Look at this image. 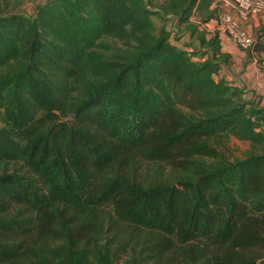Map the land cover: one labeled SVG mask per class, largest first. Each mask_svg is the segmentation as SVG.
Here are the masks:
<instances>
[{"label": "trees", "instance_id": "16d2710c", "mask_svg": "<svg viewBox=\"0 0 264 264\" xmlns=\"http://www.w3.org/2000/svg\"><path fill=\"white\" fill-rule=\"evenodd\" d=\"M215 1L0 5V264H264V108L220 75Z\"/></svg>", "mask_w": 264, "mask_h": 264}, {"label": "rangeland", "instance_id": "374dc122", "mask_svg": "<svg viewBox=\"0 0 264 264\" xmlns=\"http://www.w3.org/2000/svg\"><path fill=\"white\" fill-rule=\"evenodd\" d=\"M160 1V0H159ZM156 2V1H154ZM41 3V0H0V5L2 7L8 6V9L10 12L15 11L16 13L23 14L25 16H32L34 14V11L36 9V6ZM255 9H257L256 12L250 13L248 18L246 20L241 21L242 26L245 28L249 36L255 40L256 39V34H258V30L264 26V2L261 5H255ZM223 13L222 9L218 8L215 12H212L211 14V20L218 22V19ZM233 15V14H232ZM253 16V17H252ZM153 21L155 23L156 27H160L164 24L168 25L169 29H172L170 27V22H162L158 17L153 18ZM209 26V27H208ZM211 29L209 30L210 33L213 32V34H216V26L214 25H204L203 29ZM187 36L182 37L181 33L172 35V41L174 42L175 45L178 47H183L184 43L187 42L188 39H186ZM264 42V38L261 40ZM241 53H244L246 60H250L255 57L256 53L254 51H241ZM195 60L197 59L194 58ZM248 62V61H247ZM264 60L257 61L258 64H263ZM261 98L258 96L256 98L257 100ZM1 125V124H0ZM264 130V129H263ZM217 150L221 152L222 155H224V158H226L228 161H234L236 159H242L246 157L248 154L252 152V148L249 143L238 141L232 137L227 138V139H221L219 144L217 145ZM150 176H153L152 173H149Z\"/></svg>", "mask_w": 264, "mask_h": 264}, {"label": "crops", "instance_id": "0c3cea01", "mask_svg": "<svg viewBox=\"0 0 264 264\" xmlns=\"http://www.w3.org/2000/svg\"><path fill=\"white\" fill-rule=\"evenodd\" d=\"M215 2L210 8L211 12H215L218 8H221L223 13L235 15L233 10L215 4ZM208 24L216 26L213 20ZM208 24H206V26ZM209 30L211 29L204 28L207 37L213 35V32L210 33ZM220 39L222 51L230 56V62L222 67L220 75L225 80L233 82L234 86L238 87L243 92V98L245 100L254 101L258 104L259 108H264V62L262 65H257V61L264 60V52L256 54L255 57L250 60H246L244 53H241L228 37L220 36ZM171 42L174 44L172 40ZM258 96L261 98L257 100L256 98H258Z\"/></svg>", "mask_w": 264, "mask_h": 264}, {"label": "built area", "instance_id": "2783aa9c", "mask_svg": "<svg viewBox=\"0 0 264 264\" xmlns=\"http://www.w3.org/2000/svg\"><path fill=\"white\" fill-rule=\"evenodd\" d=\"M215 4L225 6L233 10L235 15L231 13H221L216 28V34L219 36L228 37L241 51H251L255 40H253L245 28L242 26L241 21L246 20L250 13L256 12L255 5L263 4L258 0H216ZM198 24L197 21H194ZM204 25H199L203 29Z\"/></svg>", "mask_w": 264, "mask_h": 264}]
</instances>
